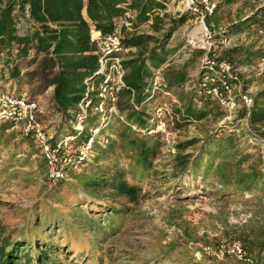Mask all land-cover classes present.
<instances>
[{
	"label": "trees",
	"instance_id": "obj_1",
	"mask_svg": "<svg viewBox=\"0 0 264 264\" xmlns=\"http://www.w3.org/2000/svg\"><path fill=\"white\" fill-rule=\"evenodd\" d=\"M121 1L0 0V91L10 90L1 86V82L19 77L18 65L28 58L33 45L58 66L53 99L62 115L60 131L63 135L55 142L69 135L75 136L64 152L61 149L62 153L69 151L71 158L62 163L63 177L51 179L43 158L47 178L53 184L33 207L30 224L15 232L0 228V264H63L65 259L91 251V246L101 250L100 243L121 230L123 219L133 213L128 203H136L142 193L140 185L127 179V162L130 173L142 171L145 174L154 167L163 145V134L152 130L156 127L158 105L170 100L152 91V79L154 69L168 59L180 60L164 71L166 88L177 98L176 102L170 101L166 114L169 129L179 130L206 119L215 111L223 114L218 102L210 94L200 91L199 84L206 68L193 75L196 84L192 89L184 88L191 69L203 55L202 49L192 47L185 40L167 48L170 31L157 37L123 28L124 46L136 48L124 59L125 86L119 92L118 102L123 119L115 117L102 123L99 115H89L82 128L75 127L78 103L86 91L85 80L101 77L97 73L100 54L91 39V25L103 33L112 32L115 18L123 14V9L118 6ZM233 1L225 0L224 3ZM166 4V0H133L132 7L137 12L133 28L147 23L157 9L165 8ZM220 7L221 3L208 19L218 27V37H227L228 28L241 30L259 23L264 15V7L258 8L247 18L220 29ZM84 9L89 21L83 14ZM190 15L183 13L175 22H184ZM163 22L164 19L156 15L154 29L161 30ZM221 54L237 64L251 65L264 56V50L237 44ZM245 117L243 109L233 120V127ZM263 123L264 84L254 95L246 133L264 138V130L257 128ZM94 128H99V132L94 136L91 153L80 160L79 147L93 136ZM5 130L6 126L1 125V135ZM54 140L55 137L51 141ZM191 146L194 150L185 152ZM176 148L174 177L190 171L201 175L205 181L215 180L221 185L218 190L221 197L238 198L251 191L264 193L263 157L255 158L249 148L239 142L234 130L188 138L177 143ZM242 240L255 264H264V240ZM231 259L224 258L215 264H225ZM97 260L100 261V257ZM149 264H163V260L156 259ZM235 264L249 263L238 261Z\"/></svg>",
	"mask_w": 264,
	"mask_h": 264
},
{
	"label": "rangeland",
	"instance_id": "obj_2",
	"mask_svg": "<svg viewBox=\"0 0 264 264\" xmlns=\"http://www.w3.org/2000/svg\"><path fill=\"white\" fill-rule=\"evenodd\" d=\"M224 2L219 0L220 29L247 18L257 9L248 0ZM181 16L178 5L171 6L163 15L161 31L154 28L153 31L159 37L164 31H170V43L181 44L189 34L196 32L188 21L190 16L184 22H175ZM261 24L262 21L241 30L226 29L231 41L222 47L221 53L237 44L264 50V37L259 32ZM199 63L198 60L191 69L192 76ZM239 66L256 94L264 84V75L255 76L245 70L246 64ZM18 69L19 77L2 81L1 86L15 93L27 91L31 98L39 101V118L47 129L57 128L56 124L63 121L53 99L58 66L32 45L28 58L20 61ZM237 115H227L224 111L216 114L215 111L202 121L179 130L169 129L171 134L161 138L163 145L154 167L145 174L142 171L130 173V163L127 162V179L142 187L139 200L128 203L133 208L132 215L123 219L116 235L100 243L101 250L91 246V251L65 259L63 264H149L156 259L163 260V264H215L220 260L205 253L207 244H215L222 238L264 240V193L251 191L238 198L221 197L218 192L221 185L215 180L205 181L201 175L190 171L174 177L177 143L230 130H234L239 142L249 148L255 158L263 157V165L264 146H250L253 143L245 131L243 118L233 127ZM3 124L6 130L3 135L0 133V228L15 232L28 225L34 214L33 207L49 192L53 182L47 178L44 159L35 139L22 136L20 127L13 123ZM257 128L264 130V123ZM194 148L191 146L185 152ZM231 260L225 264L238 262L234 258Z\"/></svg>",
	"mask_w": 264,
	"mask_h": 264
},
{
	"label": "built area",
	"instance_id": "obj_3",
	"mask_svg": "<svg viewBox=\"0 0 264 264\" xmlns=\"http://www.w3.org/2000/svg\"><path fill=\"white\" fill-rule=\"evenodd\" d=\"M177 1L181 14H191L188 21L196 29V32L189 34L185 41L192 47L203 50L199 66L196 69L198 73L201 68H206L199 84L200 91L210 94L227 115L237 114L245 109V127H248V116L254 106L255 93L243 76L242 66L221 56L222 47L228 45L231 38L216 36V25L208 21L209 17L215 12L219 0ZM248 1L257 9L264 7V0ZM132 3L133 0H122L118 4L123 9V14L115 18L112 32L103 33L95 25H91V39L100 54V68L97 73H100L101 77L99 80L92 78L85 80L86 91L84 97L78 103L79 112L75 121V127L78 129L83 127L84 120L89 115H99L102 123L115 117L123 119L118 107L119 92L125 86L126 69L124 59L126 54L133 48L124 46L120 27L125 26L127 29L132 30L133 19L137 13L136 9L132 7ZM259 32L264 37V15L262 16ZM178 60V58L174 59L172 57L160 67L155 68L152 79V91L161 93L170 101L175 102L177 101L176 95L172 90L166 88L164 71ZM245 70L255 76L264 75V56L257 63L246 65ZM195 84L196 80L190 75L184 84V88L190 90ZM168 109V102L158 105L155 112L156 127L152 131L160 132L163 135L171 134L166 120ZM39 111V101L31 98L27 91L20 93L11 90L0 91V123H13L15 126L20 127L22 136L34 138L42 157L46 160L48 176L51 179L61 178L65 175L62 163L71 160L69 151L62 153L61 149L63 148L64 152L69 141L74 140L75 136L69 135L57 141V143L52 142L53 134L40 120ZM133 128H136V126H133ZM92 132L93 136L79 147L80 160L89 157L94 136L98 134L99 128H94ZM250 137L255 146L260 144L264 146V138L256 135H250ZM204 249L207 255L218 260L230 257L238 261L255 264L253 256L241 238H222L216 245H206Z\"/></svg>",
	"mask_w": 264,
	"mask_h": 264
},
{
	"label": "crops",
	"instance_id": "obj_4",
	"mask_svg": "<svg viewBox=\"0 0 264 264\" xmlns=\"http://www.w3.org/2000/svg\"><path fill=\"white\" fill-rule=\"evenodd\" d=\"M166 7L165 8H163V9H157V11L152 15V18H150L149 19V21L147 22V23H144V24H142V25H140L139 27H137V28H132V30L131 31H134V32H137V33H148V34H152V35H155V36H157L156 34H155V32L153 31L154 29V27H153V22H154V17L156 16V15H158V16H160V17H162L163 18V15L165 14V13H167L168 11H169V9H171V6H175V5H178V1L177 0H166ZM179 8V7H178ZM83 14H84V16L86 17V19L89 21L90 19L88 18V15H87V12H86V9H84V11H83ZM183 15V14H182ZM123 28H126L125 26H122V27H120V32H121V34H122V29ZM127 29V28H126ZM141 29V30H140ZM127 30H129V29H127ZM130 31V30H129ZM157 31V30H156ZM159 31H161V30H159ZM122 36H123V34H122ZM157 37H159V36H157ZM124 38V37H123ZM171 42V41H170ZM174 44H171V43H169L168 45H167V48H171L172 46H173ZM176 45V44H175ZM136 50V48L135 47H133V51H135ZM180 60H178L177 62H175V63H178ZM6 84H7V82H6ZM8 85V84H7ZM57 126V128H51L50 129V131H51V133L53 134V137H55V140H54V142L56 141V140H58L63 134L61 133V131H60V124H56ZM15 126V125H14ZM15 127H18V126H15Z\"/></svg>",
	"mask_w": 264,
	"mask_h": 264
}]
</instances>
